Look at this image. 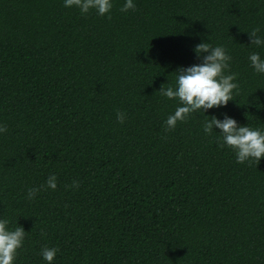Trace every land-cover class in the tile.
<instances>
[{"label": "trees", "instance_id": "1", "mask_svg": "<svg viewBox=\"0 0 264 264\" xmlns=\"http://www.w3.org/2000/svg\"><path fill=\"white\" fill-rule=\"evenodd\" d=\"M134 2L101 16L0 0V218L26 231L15 264H47L45 247L54 264H264V157L237 163L219 129L203 131L225 114L264 129L248 59L264 57L249 36H264V0ZM201 42L231 56L234 100L168 130L180 102L159 90Z\"/></svg>", "mask_w": 264, "mask_h": 264}, {"label": "clouds", "instance_id": "2", "mask_svg": "<svg viewBox=\"0 0 264 264\" xmlns=\"http://www.w3.org/2000/svg\"><path fill=\"white\" fill-rule=\"evenodd\" d=\"M65 8H79L81 14H87L95 10L98 15L104 16L111 12L113 0H63ZM135 7L134 0H124L121 11H128ZM261 30L257 28L250 36V45L264 46V36L258 35ZM199 62L190 66H181L177 71L174 84L168 87L162 85L159 92L168 99H178L179 106L174 113L165 120L166 129L171 130L178 122L184 121L190 113L197 110L204 114L209 109L227 106L229 101L234 100V90L238 88L236 82L237 74L226 70L230 67L231 56L223 46H212L207 42L195 45L193 49ZM250 64L258 74H264V57L259 52H251L248 56ZM259 107V106H258ZM126 114L117 112L120 123L125 120ZM208 116V115H207ZM219 129L221 134V147L228 146L234 150L237 163H244L250 159L259 161L264 157V129L253 128L249 125H241L238 121L227 114L223 119L212 115L210 120L203 123L205 134H211L213 130ZM7 132L5 124L0 123V134ZM48 189L57 188V177L53 174L45 181ZM78 187V183L74 181ZM29 188L27 197L34 199L43 188ZM10 221L0 218V264H15L18 250L23 246L26 236L24 227H9ZM59 249L56 247H45L41 256L47 264H54Z\"/></svg>", "mask_w": 264, "mask_h": 264}]
</instances>
